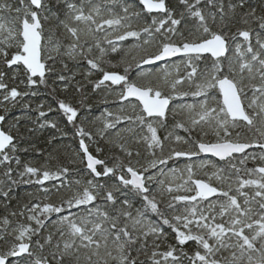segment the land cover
Returning <instances> with one entry per match:
<instances>
[{
	"label": "snow or ice",
	"instance_id": "snow-or-ice-1",
	"mask_svg": "<svg viewBox=\"0 0 264 264\" xmlns=\"http://www.w3.org/2000/svg\"><path fill=\"white\" fill-rule=\"evenodd\" d=\"M0 264H264V0H0Z\"/></svg>",
	"mask_w": 264,
	"mask_h": 264
},
{
	"label": "trees",
	"instance_id": "trees-1",
	"mask_svg": "<svg viewBox=\"0 0 264 264\" xmlns=\"http://www.w3.org/2000/svg\"><path fill=\"white\" fill-rule=\"evenodd\" d=\"M109 99H110V101H111L112 98L109 97ZM103 107H106V106H105V105L97 104L96 107L93 108V114H94L95 116H99L101 110L103 109ZM107 107H109V110H115V109L111 106V104H110V105H107ZM15 114H16V115H19V112L17 111ZM48 134H49V133H48L47 131L43 133V136H42L39 132L37 133L35 139H36V141H37V143H38V146H39L40 144H42V142H43V137H44V136H47ZM69 143H71V141H69Z\"/></svg>",
	"mask_w": 264,
	"mask_h": 264
}]
</instances>
